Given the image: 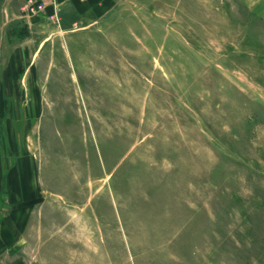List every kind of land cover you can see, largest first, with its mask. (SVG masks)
<instances>
[{"label":"rangeland","instance_id":"obj_1","mask_svg":"<svg viewBox=\"0 0 264 264\" xmlns=\"http://www.w3.org/2000/svg\"><path fill=\"white\" fill-rule=\"evenodd\" d=\"M0 220L27 264H264V0H0Z\"/></svg>","mask_w":264,"mask_h":264},{"label":"crops","instance_id":"obj_2","mask_svg":"<svg viewBox=\"0 0 264 264\" xmlns=\"http://www.w3.org/2000/svg\"><path fill=\"white\" fill-rule=\"evenodd\" d=\"M18 222L20 220H0V264H27L21 244L17 245V241L22 240L21 232L12 227Z\"/></svg>","mask_w":264,"mask_h":264}]
</instances>
